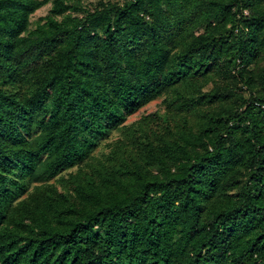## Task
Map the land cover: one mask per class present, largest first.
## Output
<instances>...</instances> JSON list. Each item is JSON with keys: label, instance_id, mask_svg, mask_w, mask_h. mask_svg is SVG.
Returning <instances> with one entry per match:
<instances>
[{"label": "trees", "instance_id": "1", "mask_svg": "<svg viewBox=\"0 0 264 264\" xmlns=\"http://www.w3.org/2000/svg\"><path fill=\"white\" fill-rule=\"evenodd\" d=\"M87 1L0 0V264H264V0Z\"/></svg>", "mask_w": 264, "mask_h": 264}, {"label": "rangeland", "instance_id": "2", "mask_svg": "<svg viewBox=\"0 0 264 264\" xmlns=\"http://www.w3.org/2000/svg\"><path fill=\"white\" fill-rule=\"evenodd\" d=\"M100 0H89L87 2H85V7L89 8L90 10L94 11V8L96 7L97 3ZM104 2H119V3H123L125 0H103ZM51 10V5H47L44 8H42L41 10L37 11L35 13V15L32 17V22L35 25V23L38 21V19H40L41 17H45L48 15V13ZM163 100L164 98H160L150 104H148L147 106H145L144 108H142L139 112H137L135 115L131 116L128 121L127 124H132L138 120H140L141 118L151 115L153 113H160V114H164L167 110L165 108V106L163 105ZM117 138V134H114V138ZM105 144H103V146H101V148L97 151V153H99L100 150H102ZM107 151V149L105 150Z\"/></svg>", "mask_w": 264, "mask_h": 264}]
</instances>
